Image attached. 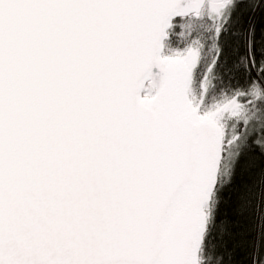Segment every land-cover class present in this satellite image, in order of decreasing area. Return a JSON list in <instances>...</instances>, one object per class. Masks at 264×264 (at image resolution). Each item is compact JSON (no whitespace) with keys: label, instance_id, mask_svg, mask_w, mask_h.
<instances>
[{"label":"snow or ice","instance_id":"6c2138e0","mask_svg":"<svg viewBox=\"0 0 264 264\" xmlns=\"http://www.w3.org/2000/svg\"><path fill=\"white\" fill-rule=\"evenodd\" d=\"M0 264H264V0H0Z\"/></svg>","mask_w":264,"mask_h":264},{"label":"trees","instance_id":"16d2710c","mask_svg":"<svg viewBox=\"0 0 264 264\" xmlns=\"http://www.w3.org/2000/svg\"><path fill=\"white\" fill-rule=\"evenodd\" d=\"M257 23L259 24L260 23V20L259 19H257ZM245 258V256H244V253H239L238 254V256H237V259H244Z\"/></svg>","mask_w":264,"mask_h":264}]
</instances>
